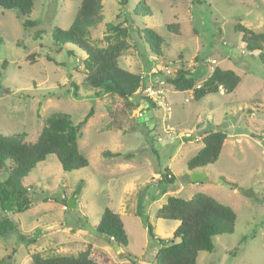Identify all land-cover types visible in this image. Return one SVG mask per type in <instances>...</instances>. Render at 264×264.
Here are the masks:
<instances>
[{
    "label": "rangeland",
    "instance_id": "rangeland-1",
    "mask_svg": "<svg viewBox=\"0 0 264 264\" xmlns=\"http://www.w3.org/2000/svg\"><path fill=\"white\" fill-rule=\"evenodd\" d=\"M138 1L120 5L119 0H103V19L90 30L88 41L104 47L108 24L130 26L129 48L118 65L161 90L169 108L150 107L139 91L134 98L147 102L151 123L139 121L143 109L85 84L84 52L70 44L55 46L53 32L70 27L81 0H34L25 19L37 25L30 28L23 27L24 18L15 11L0 8V136L34 142L51 113H67L78 124L93 109L77 140L88 166L63 172L57 159L48 156L22 182L32 206L15 214L0 210V220L8 215L21 235L35 237L31 245L15 233L0 238V264H31L33 253L75 256L88 245L95 248L91 257L96 262L118 264L113 245L94 229L105 208L118 212L121 203L127 207L124 253L141 264H155L160 244L150 238L146 224L153 234L158 225L167 237L157 238L167 241L175 223L154 216L159 203L153 195L159 198L165 190L184 200L205 194L236 216L233 233L216 236L214 250L200 252L196 264H264V65L257 52L245 51L241 35L233 31L240 23L264 32V0H144L143 11L135 12ZM143 29L163 40L158 48L162 57L137 34ZM196 58L204 63L196 88L215 67L234 71L240 84L231 93L199 101L175 91L167 79L179 69L196 71ZM200 122L204 125L191 132ZM213 125L227 141L218 160L201 169L205 181L193 183L186 165L202 147L197 133ZM158 168H169L173 183L151 179ZM240 187L254 196H241ZM72 197L74 207L69 208Z\"/></svg>",
    "mask_w": 264,
    "mask_h": 264
},
{
    "label": "trees",
    "instance_id": "trees-1",
    "mask_svg": "<svg viewBox=\"0 0 264 264\" xmlns=\"http://www.w3.org/2000/svg\"><path fill=\"white\" fill-rule=\"evenodd\" d=\"M144 0H139L135 9L143 11ZM103 0H81L74 20L67 30L56 29L52 34L55 46L73 45L84 52L82 66L85 70V84L93 90H105L112 96L125 100L134 107L131 98L137 96L140 89L147 86L139 74L123 70L118 65V59L128 48L130 35L127 24L107 25V35L104 47H98L88 41L90 30L96 27L102 19ZM125 5V0H119ZM34 0H0V8L12 10L24 18L23 27H35L37 24L25 19L31 14ZM170 29V27H168ZM233 31L241 35V43L248 53L257 52L264 65V32H254L246 26L237 23ZM137 34L149 44L150 52L157 57L159 46L163 40L152 30H138ZM198 62L196 71L179 69L167 84L175 91L188 92L194 101L216 94L220 90L233 92L241 82V78L232 70L213 68L209 76L196 88L197 81L204 74V63ZM4 67V66H2ZM202 70V72H201ZM77 90V86L72 85ZM74 97H78L76 92ZM150 107L153 103L149 100ZM93 114L91 109L78 124H74L71 116L64 112L51 113L44 119L40 134L34 142H22L15 138L0 136V210L4 213H22L28 210L32 203L26 196L22 186L23 179L37 164L44 162L48 156H54L63 172H71L88 166L87 159L80 153L77 140L81 137V128ZM226 134L221 131H210L200 137L203 144L197 154L187 162L188 172L201 170L214 164L222 151ZM107 157H118L119 154L103 153ZM170 174L168 169L161 172L158 184H171L174 177L166 179ZM155 218L178 222L179 225L172 234V239L163 241L156 239L152 227L146 224L151 239L160 244L155 256V264H196L200 252L211 253L214 250V238L234 231L236 216L227 206L201 193L194 194L190 199L169 196L166 203L155 213ZM95 233L109 244H116L123 249L127 246V235L121 216L105 208L100 221L94 229ZM9 233H15L19 241L31 245L35 237L27 239L21 235L14 221L5 215L0 220V238ZM103 238V237H102ZM130 258L129 256H127ZM131 259V258H130ZM31 264H98L91 257V245L79 254L56 255L43 257L40 253L30 256Z\"/></svg>",
    "mask_w": 264,
    "mask_h": 264
},
{
    "label": "crops",
    "instance_id": "crops-1",
    "mask_svg": "<svg viewBox=\"0 0 264 264\" xmlns=\"http://www.w3.org/2000/svg\"><path fill=\"white\" fill-rule=\"evenodd\" d=\"M262 19H264V17H262ZM221 91H223V90H220L219 92H221ZM218 92V93H219ZM205 98V97H204ZM186 101V100H185ZM152 120V119H151ZM202 125H204V122H200L197 126H195L194 128H192L191 129V132H197L198 131V127H200V126H202ZM200 129H203V128H200ZM214 131H217L216 129H215V126L213 125V128H212V132H214ZM182 135V134H181ZM185 136H189L190 134L189 133H185L184 134ZM262 139V138H261ZM200 140V139H199ZM201 141V140H200ZM226 141H227V135H226V139H225V141H224V143H226ZM263 140H261V142H262ZM258 142H260V140L258 141ZM202 143V142H201ZM202 146H203V144H202ZM202 148V147H201ZM200 148V149H201ZM166 169H168V171H169V173H170V175H172L173 177H174V179H175V175H174V173L171 171V170H169V168H166ZM125 170H127V169H125ZM164 170V169H163ZM196 171H201V170H196ZM160 174H161V170L158 168V170H157V173H153L152 175H151V179H153V180H155L156 179V177H159L160 176ZM167 186L165 185V188H166ZM158 194V193H157ZM157 194H154L153 195V197L155 196L156 198H157V200H156V202L157 203H159V205H158V207H157V209H156V211L159 209V208H161L165 203H166V201H167V198L169 197V195H171V193L169 192H166V190L165 191H162L161 193H160V197L158 198V195ZM156 211H155V213H156ZM115 213H117V214H119L120 216H121V218H122V220H123V217H125L126 215H127V207L125 206V204H120V207H119V209H118V212H115ZM154 216H155V214H154ZM124 222V221H123ZM173 222H175V221H173ZM178 225H179V223L178 222H175L174 223V225H173V227H172V232H174L175 231V229L178 227ZM124 227H125V224H124ZM154 236H155V238L156 239H159V238H157V237H167V234H163L162 232H161V230H160V228L158 227V225H156L155 227H154ZM93 249H95L94 247H92L91 246V256H92V250ZM121 252L124 254V256L123 257H120V259H119V261H118V264H141V259L140 258H136V256L134 257V256H130V255H126L125 253H124V251H123V249H121ZM127 256H129L130 258H128ZM122 258H127L128 260H126V261H123L124 259H122ZM93 259V258H92ZM94 260V259H93ZM95 261V260H94ZM98 264H100L99 262H97Z\"/></svg>",
    "mask_w": 264,
    "mask_h": 264
},
{
    "label": "water",
    "instance_id": "water-1",
    "mask_svg": "<svg viewBox=\"0 0 264 264\" xmlns=\"http://www.w3.org/2000/svg\"><path fill=\"white\" fill-rule=\"evenodd\" d=\"M131 101L135 104V106L137 107L138 110H142L144 111L143 115L139 118V121L141 122H152V116H151V111L149 109V106L147 104V102L145 100H141V99H137V98H131ZM211 126H207L206 128L202 129L201 131H199L197 133V137L200 138L202 137L204 134L212 131ZM183 141H185V138H182ZM264 146V141H262L261 143ZM189 178L190 181L193 183H201L205 181V175L204 173H202L201 171H192L189 173ZM237 191L240 193L241 196L245 197V198H251L254 196V193L251 189H243V188H237ZM77 195H79V192L77 191ZM74 202L75 199L74 197L70 198L67 202V206L69 208H73L74 207ZM104 238V236H102ZM113 249L115 250V252L120 256L123 257L124 254L120 252V248L116 245L113 244Z\"/></svg>",
    "mask_w": 264,
    "mask_h": 264
},
{
    "label": "built area",
    "instance_id": "built-area-1",
    "mask_svg": "<svg viewBox=\"0 0 264 264\" xmlns=\"http://www.w3.org/2000/svg\"><path fill=\"white\" fill-rule=\"evenodd\" d=\"M208 63H215V61H209ZM197 87H199V86H197ZM139 91L138 92L140 94H142L145 99H148L149 101H151L153 103V105H156V107L163 108L165 106L166 103L164 102V97H163L162 91L155 89L152 84L147 85L146 87L140 89ZM164 109L166 112L169 111L168 106H165ZM263 141H264V139H263ZM170 177H171L170 174L166 175V179H170ZM158 180H161L160 176L158 177Z\"/></svg>",
    "mask_w": 264,
    "mask_h": 264
}]
</instances>
